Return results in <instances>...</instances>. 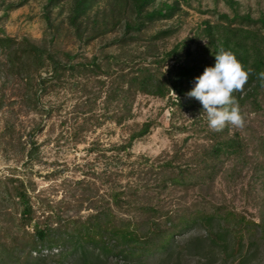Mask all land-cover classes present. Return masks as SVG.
Returning <instances> with one entry per match:
<instances>
[{"label": "trees", "instance_id": "16d2710c", "mask_svg": "<svg viewBox=\"0 0 264 264\" xmlns=\"http://www.w3.org/2000/svg\"><path fill=\"white\" fill-rule=\"evenodd\" d=\"M62 1L50 0V4ZM100 1L73 0L67 22L78 38L91 40L105 34L104 29L98 27L82 29L87 9ZM103 1L111 10L126 8L129 13L128 20L121 26L122 37L113 40L111 46L137 42L139 38L135 36L142 32L147 22L168 19L177 9L176 5L165 2L157 4V0ZM21 4H10L5 9L13 10ZM121 14L118 12L115 18L109 17L110 20L104 17L99 21L101 28L109 25L111 31L119 26L117 16L120 18ZM195 29L194 38L203 41V44L197 43L195 49H190L192 39H186L155 55L157 43L164 42L173 32L166 29L145 41V50L138 57V63H133L132 58L121 60L117 56H107L103 62L91 58L73 63V57L66 55V60L61 61L47 47L25 38L17 40L0 34L1 87L11 84L14 102L27 112L42 116L51 111L40 104V97L49 87H63L68 77L85 79V82L96 79L104 86L99 78L111 77L106 102L116 103L117 112L113 118L117 126L132 117L130 110L137 94L167 98L176 111L188 110L195 114L202 112V106L185 94L191 90L193 78L205 67L214 65L216 50L223 48L235 54L243 69L250 70L242 89L232 93L241 117L247 107L263 110L260 97L264 96V86H261L258 73L264 71V17L255 19L237 12L231 17L221 14L214 21L204 20ZM148 59L158 71L150 67ZM169 65L171 68L161 77L159 70ZM81 90L84 92V88ZM170 92L174 95L172 100ZM98 96L96 93L92 100L87 99L84 107L95 102ZM6 100V96L0 94V111L13 104ZM151 125L149 121L142 123L125 143L113 147L116 156H128L133 143L148 135ZM201 130L209 145L195 152L190 158L192 161L179 165L169 159L157 165L155 173L152 169L144 173L161 177L157 184L119 186L107 201L101 200L90 208L93 213L86 217L65 216L48 203H38L35 207L29 194L30 182L19 177L15 169H10L8 175L0 179V264H261L264 255V134L256 135L260 152L252 159L247 155L248 143L236 132L229 135L227 124L219 131ZM4 134L10 138L6 145L13 157H24L25 163L35 157L37 148L33 141L27 146L15 147L11 131ZM224 161L239 164L241 170L246 168L254 185L250 189L258 186L257 221L228 210L224 205L173 215L162 213L152 205H138L142 190L154 189L160 194L166 190L203 186L213 179ZM134 172L136 170L131 169L129 175ZM119 211L133 216L139 211L141 216L138 219L121 217L116 213Z\"/></svg>", "mask_w": 264, "mask_h": 264}, {"label": "rangeland", "instance_id": "374dc122", "mask_svg": "<svg viewBox=\"0 0 264 264\" xmlns=\"http://www.w3.org/2000/svg\"><path fill=\"white\" fill-rule=\"evenodd\" d=\"M162 2L176 5L173 15L147 22L142 32L135 36L139 40L124 46H111L110 43L122 37L121 26L129 18L128 10L119 7L111 10L103 0L89 7L82 20V29L98 27L105 31L91 40L78 38L68 25L73 0H63L57 5L50 4V0H0V34L17 40L25 38L35 45L47 47L61 61L66 60V55L73 57V63L91 58L103 62L107 56H117L121 60L132 58L133 63H138V57L145 50L143 44L159 31L171 29L173 32L164 42L157 43L155 55L186 39H192L189 42L191 50L197 43L203 44L201 39L194 38L195 28L204 20H216L217 15L231 17L237 12L255 19L264 17V0H157L156 3ZM20 3L23 4L16 9H5L7 5ZM118 12L122 13L120 18L117 16L119 26L111 31L109 25L101 28L99 21L106 16L107 20L115 18ZM150 61H147L150 67L158 71ZM168 68L171 65L159 70L161 77ZM99 79L104 86L96 79L85 82V79L68 77L63 87H49L40 97V104L51 111L42 116L27 112L14 102L11 84L1 87L3 80L0 79V94L6 96V103H13L0 111V179L8 175L10 169H15L19 177L30 182L29 194L35 207L38 203H48L65 216L86 217L93 213L90 208L101 200L107 201L119 186L155 185L161 177L152 174L154 167L169 159L179 165L188 164L195 152L209 145L201 130L209 128L203 112H178L167 98L137 94L130 110L132 117L117 126L113 118L117 112L116 103L106 102L111 77ZM96 93L99 98L88 103V110L84 102L92 100ZM169 98H174L171 92ZM260 100L263 110L243 109L240 126L226 123L229 135L236 132L248 143L247 155L252 159L260 152L256 135L264 134V96ZM147 121L152 123L148 135L133 143L128 156H116L112 148L125 143L129 135ZM5 131H11L15 147L34 142L37 150L30 162L25 163L22 156L11 155L6 145L11 134L4 136ZM240 167L235 162L224 161L213 179L199 188L166 190L160 194L154 189L142 190L138 205H152L162 213L172 215L224 205L228 210L257 221L260 209L258 186L250 189L254 186L249 179L250 172ZM131 169L136 172L129 175ZM150 169L153 172L144 175ZM108 171L120 176L110 175ZM116 213L135 219L141 216L139 211L134 216L129 212ZM261 264H264V255Z\"/></svg>", "mask_w": 264, "mask_h": 264}, {"label": "clouds", "instance_id": "9594fccd", "mask_svg": "<svg viewBox=\"0 0 264 264\" xmlns=\"http://www.w3.org/2000/svg\"><path fill=\"white\" fill-rule=\"evenodd\" d=\"M248 71L243 69L235 54L218 48L214 55V65L205 67L194 77V84L185 95L196 99L202 106L207 126L219 131L225 124L240 126L242 117L233 91H239L247 81ZM264 86V71L258 73Z\"/></svg>", "mask_w": 264, "mask_h": 264}]
</instances>
